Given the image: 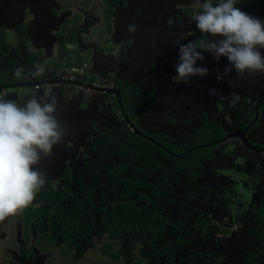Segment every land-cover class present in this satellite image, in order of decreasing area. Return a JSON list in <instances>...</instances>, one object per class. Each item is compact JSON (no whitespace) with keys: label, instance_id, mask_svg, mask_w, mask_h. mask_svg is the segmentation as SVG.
<instances>
[{"label":"flooded vegetation","instance_id":"1","mask_svg":"<svg viewBox=\"0 0 264 264\" xmlns=\"http://www.w3.org/2000/svg\"><path fill=\"white\" fill-rule=\"evenodd\" d=\"M167 1L168 0L164 1L165 6L164 9L162 8V11H160V16H157L156 14L154 17L157 18L156 21L158 20L161 23L160 28L162 29L158 30V34L156 33L158 36H156V38L158 37V41L160 45H162V37L165 35L166 42L164 46L168 49H172L176 46L173 42H176V37L179 33L174 32L175 30L173 29L164 28L165 21L163 15L171 13ZM262 1L264 2V0ZM0 2L8 8V11H5L4 13L7 17V21H11L10 17H12L13 12H16L15 16H19L21 22L15 24V28L20 30L18 38L23 46H27L35 36L49 38L50 33L56 30L57 23L62 22L64 16L63 13L71 14V12H69L70 10H66L64 4L59 0H0ZM85 2H89V0H80V8L86 11L85 13H91L96 4V0H93L91 8H86L83 5ZM153 2L159 3L160 1L124 0L123 4L116 5L112 10V13L108 15L106 1L101 0L100 10L102 9L103 13L101 17L106 28L109 29L111 34L117 30L119 34L120 32L125 34L122 38L126 39L127 37L132 36L133 39L132 47L130 46L131 44L125 46L126 50L124 53H128L125 55L126 61L123 62L122 60V62H118V60H114L112 63H109V66H111L110 72L114 75L117 72L116 78L114 79H120L119 86L115 88H101L114 89L121 95L120 88L132 87L154 95V105L152 108L141 114L135 115V119H130L128 117L124 110L123 102L121 108L118 95L90 89L88 86H98L96 81L90 79L85 80L86 76L84 70H80L77 67L66 69L67 74L64 73L53 78L51 76L46 77V74L41 79H18L15 77L14 72L18 67V62L13 55V50L15 48L7 42L6 34L4 32L5 30L0 25V37H4L5 43L10 45V53L7 51L4 42H1L0 46L4 52L7 53L8 59H12L14 62L10 67L13 70L9 78L11 82L0 86V88L3 86H10L2 92V95L5 96L9 91L22 87L38 89L53 85L77 86L81 90L86 89L88 93H90L89 91H92L114 96L116 98L115 102L118 103L120 113L124 118V120L121 119V122L118 123L116 127L113 126L108 117L101 116L100 119H98L94 117L90 111H87V115L91 119V126H87L84 130H81L83 137L80 138L78 130L73 129L68 125L65 126L66 131L72 133L74 140L72 142L63 141L65 149H62L63 143L61 147L58 146V155L63 154V156L57 158L51 153L41 159L38 168L40 172L44 173L46 176L45 184L36 192L32 202L27 207L23 208V215L20 219L19 226L14 227L13 224L9 225L8 223L5 229V232L10 235V240H6L8 244L6 248L12 247L15 243V236L19 242L17 248L18 255H16L18 258L17 260L19 261L18 264H30L32 261L38 263L40 260L38 258V252L42 251L44 244H48L49 242L60 250L77 248L78 252L75 253L74 256L72 255L74 261H77L87 252L88 248H91L94 245L95 240L96 242L102 240L104 236H107L110 241H118L123 245L120 252L122 255L111 253L110 256L116 260H120L121 257H123L125 264H128V262L134 264H146L141 260H136V257L125 249L128 244L133 246L135 241L136 243L140 242L147 247V250H142L141 254L149 259L151 264H177L180 248H191V251L193 252V244L197 245V242H202V244L221 243L220 239L224 236L219 234L215 237L213 234L211 235V232L215 231L214 227H216V225L214 223H217L216 232H219L222 224H219L218 222L227 219H218L216 216V212L222 207L225 209L229 206L231 212L230 215L232 216V220L227 219L229 222L236 220V218L234 219V216L239 212V209L236 210L235 208H232L233 202L229 201L226 195L224 196V200L215 198L218 195V190L216 191V188H218L219 184L220 186L223 185L222 187L224 189H222L224 191L230 189L235 195L238 194V190L236 189L238 186V180L232 181L226 177H217L216 175L209 174L208 169L212 166L227 168L232 164L227 160H223V162L216 161L215 155L216 152L220 150V146L233 139L228 137L234 135L238 131L241 133L246 132V139L257 149V151L251 150L244 144L242 138L236 137V139L240 140L248 151H253L261 156L264 155V146L251 143L249 137L250 133L255 131L260 125V121L264 115V104L255 107L254 115L247 120L248 122L245 126H238L234 123L232 127L234 130L227 131L221 125L222 123L220 124L216 119L210 118L209 114L205 112L201 104L196 106L191 99L187 100L186 97L181 98L179 95L181 92L178 91L181 84L177 83L176 86L170 87V91L163 92V89L162 92L167 102L172 95L177 94L178 105L182 108L181 115H185L187 112L195 114L193 121L187 122V127L189 129L187 138L183 142H178L170 133L165 131L161 132L162 129H166L161 126L152 134L144 132V129L142 128L143 118L146 115H150L152 111L154 112L156 103L159 104V98L155 93L154 84L152 86V82H148V79L145 76H140V79L142 80L139 81V84L137 78H130V74L134 73L133 70H135L138 65L144 67L146 64H151L148 57L146 58V63L143 59L138 61L137 57L132 54L139 55L141 51L145 50V47L142 46L140 42L142 39L146 40V30L140 26L139 20L141 19V21H143L142 18L144 17L148 21L153 22V20H149V9L146 7L147 3L152 5ZM131 5L134 6L132 7ZM261 11L262 9L258 15L255 16L261 18ZM122 12L124 13L121 14ZM122 15H126L127 17L129 15L128 20H125V17ZM82 16L84 15L78 11L75 16L73 15L74 18L72 21L75 25L74 28L69 29L66 27L60 34L61 40H55V46H53V49L57 47L58 51L61 50L64 52L65 50H68L73 54L76 53L75 51L80 48L82 42L79 35V33H82L79 22L85 20ZM141 16L143 17L141 18ZM15 18H13L12 21H15ZM25 18L30 20L29 24L22 22V20L25 21ZM77 18H79L78 23H76ZM121 23H123V26L120 25ZM129 25H135L134 32H130L126 29V26L129 27ZM6 31H8V29ZM72 33H76V42L66 43L71 39ZM179 36H181V34ZM22 38H27L26 44L21 40ZM125 43H127V39L124 41V44ZM45 48L46 46H41L39 49ZM146 51V55L148 56L150 51ZM33 63V59L30 58V63L26 69L32 67ZM106 71L107 70L104 72ZM124 81L125 84L127 83L128 85L125 86ZM166 81L165 84H169V81ZM42 83L45 85L23 86V84ZM163 83V81H161L160 84L157 82V87L160 89V86ZM92 92L90 94H92ZM90 94H88L87 98H89ZM76 97H78V99H83L80 95ZM87 98L86 101L88 100ZM155 115L157 114L155 113ZM206 121L214 122L217 127L221 126L226 135L210 144L194 147L187 151L184 156H180L169 150L166 146L160 144V147L170 154L172 158L167 160L166 166L164 165L165 168L156 169L148 174L143 173V167L139 166V168H137V161L130 153L122 158L120 154L115 151V145L111 141L112 137L110 133L114 132V130L126 129L130 133L137 134L133 129L135 128L146 137L138 134L139 136L148 140L152 141V135H158L160 138L166 136L173 139L176 146H179L185 144L196 134L204 133ZM225 138L228 139L222 142ZM113 142L117 143L116 141ZM204 147H210L211 151L209 154H212L213 156L204 159L200 158L198 160L194 157L187 172H183L177 168L178 164L174 161L173 157L176 159H185L192 150ZM245 161V172L253 178H258V174L255 171L256 168L250 163V160L246 158ZM116 167L118 171L114 172L113 170ZM165 169H169L166 181L162 179V176L166 174ZM53 182H56L57 185L55 186ZM134 183H140V185L137 187L135 186L132 193L130 186ZM262 185H264V181L260 182L261 187ZM240 186H242V183ZM154 188H156V190H154ZM213 190L216 193L213 192ZM227 192L228 191H226V193ZM46 193H49L50 195L52 194L51 197ZM153 193H156L157 196ZM146 196L151 197L152 202H148V200L141 198H146ZM262 196L256 195V207H249L250 209H248V212L250 217L248 227L243 233L244 238H246L248 243L252 245H257L259 241L256 236L251 238L249 234H251L255 228L254 213L264 205V199L263 202L258 201ZM196 198H202V204L195 202ZM240 201L243 200L241 199ZM130 202L131 204H135L137 208L142 209L141 213L143 217L148 211H153L158 214L159 220L153 225V229H159L156 240H153V236L149 235L144 230L136 228L131 229L129 225L114 234L106 228L108 222L113 220L110 217L113 216V214H122L120 208L124 205H128ZM243 203H245V201L242 203L240 202L242 209H244L245 206ZM110 228L112 229V226ZM81 231H85L87 235H82ZM224 232H226V229L223 227L221 234ZM236 235L237 234H234V236ZM151 242L152 245L150 244ZM239 242L241 241L238 240L237 243ZM164 246H168L172 252H165L162 256H155V253L162 251ZM244 249L245 248L239 249L235 258L238 264H243L241 260L243 256L246 255ZM9 251L12 253L11 249H9ZM217 251L219 256L222 255L221 250ZM116 256L118 258H116ZM196 256L203 257V264H212V258H205L206 256H204L203 251L199 252ZM192 260L194 261V256Z\"/></svg>","mask_w":264,"mask_h":264},{"label":"rangeland","instance_id":"2","mask_svg":"<svg viewBox=\"0 0 264 264\" xmlns=\"http://www.w3.org/2000/svg\"><path fill=\"white\" fill-rule=\"evenodd\" d=\"M59 1L64 4L66 10H70L69 12H71L72 15L63 13L62 22L57 23L56 30L50 33L49 38L35 36L27 46H23L19 42L18 33L20 30L15 28V24L21 22L19 16H15L16 12H13L12 17H10L11 21H7V17L4 13L8 11V8L0 2V25L5 30L7 42L15 48L13 50V55L18 62V67L23 66L26 69L30 63V58H32L34 63L41 62L46 64V77H58L61 74H67L66 69L77 67L80 70H84L86 76L85 80H94L100 87H118L120 79H114L116 78L117 72L115 75L110 72L111 66H109V63H112L114 60H118V62H122V60L123 62L126 61L125 55L128 53H124L126 50L125 46L128 44H131V47L133 46L132 36L127 37V43L124 44L126 39L122 37L125 34L122 32L119 34L117 30L111 34L101 17V15H103L102 9L100 10L101 0H96V4L91 13H85L86 11L80 8V0ZM159 1V3L153 2L152 5L147 3L146 7L149 9V20H153V22L148 21L143 16H141V18L143 17V21H141V19L139 20L140 26L146 30V40L142 39L140 42V44L145 47V50L141 51L139 55L132 54L137 57L138 61L143 59L146 63V58L148 57L151 64H146L144 67L141 65L136 66V69L133 70L134 73L130 74V78H137V82L139 83V81L142 80L140 76H145L148 82H152V86L154 84L155 93L159 98V104L156 103L154 112L152 111L150 115H146L147 117L144 116L143 118L142 128L144 132L152 134L161 126L162 128H166L162 129L161 132H168L178 142H183L188 136L189 129L187 127V122H192L195 114L187 112L185 115H181L182 108L178 105L177 94L172 95L168 102L163 94V92L170 91V87L176 86L177 84V82L173 81L172 77L176 75L175 64L178 60V46L176 45L172 49H168L164 46L166 42L165 35L162 37V45H160L158 37L156 38V36H158V30L161 29V23L158 20L156 21L157 18L154 17L156 14L160 16V11H162V8L164 9L165 6V0ZM256 1L258 0H241V5L238 6L241 7L243 11H246L249 9L250 4ZM10 3L13 4L12 2ZM92 3L93 0H89V2L83 3V5L86 8H91ZM167 4H169L171 13L163 15L165 21L164 28L173 29L175 30L174 32L179 33L176 38H179L184 44L198 39L201 34L199 30L196 29L195 23L191 20V17L197 10L198 0H168ZM131 6L133 7L134 5ZM261 9L262 16L260 19L264 20V6ZM77 11L84 15L82 18H85L83 22H79L82 32L79 33L82 40L80 48L75 51V54L68 50L64 52L61 50L58 51L57 47L53 49L55 40H61V32L64 31L66 27L69 29L74 28L75 25L72 20L74 18L73 15L75 16ZM123 13L124 12L121 14ZM249 14L253 15L252 13ZM122 16L125 17V20L129 18V15L128 17L126 15ZM13 18H15V21H12ZM23 20L22 22H25V24L30 23L28 18H25V21ZM122 24L123 23L120 25L123 26ZM7 29L8 31H6ZM126 29L128 30L127 26ZM180 34L181 36H179ZM173 43L175 45V42ZM41 46H46V48L39 49ZM71 48L74 49L73 47ZM146 50L150 51L148 56L146 55ZM203 55L205 56L204 59L202 61H197V65L208 68L209 74L205 77H192L188 83L180 82L179 84H181V86L179 85L178 91L181 93L179 95L181 98L186 97L187 100L191 99L196 106L201 104L210 118L216 119L220 124L222 123L221 125L227 131L234 130L232 128L234 123L238 126H245L248 122L247 120L254 115L255 107L264 104V72L252 74L245 73L242 76H237L235 71H232L228 76H224L223 80L218 81L216 78L217 74H223L225 67L228 65L227 58L221 57L220 60L217 61L213 55L207 52H204ZM105 70L107 71L104 72ZM159 81L164 82L160 86V89L157 87V82L160 84ZM165 81H169V84H165ZM124 85L126 86L128 84H125L124 81ZM46 88L52 89L58 99L57 119L62 125H68L78 130L80 138L83 137L81 130H84L87 126H91V119L87 115V111H90L91 114L98 119H100L101 116L108 117L113 126L116 127L117 124L121 122V119L124 120L120 113L118 103L115 102L116 98L114 96L89 91L90 93L92 92V94H90L86 89L81 90L77 86L53 85L38 89L22 87L9 91V93L5 95V99H13L23 103L30 98L31 95L42 93ZM209 89H216L220 96H210ZM88 94H90L89 98H87ZM78 95L83 97V99H78V97H76ZM86 98L88 99L87 101ZM249 137L251 143L264 146V115L258 128L251 132ZM73 140L72 133L66 131L63 141L72 142ZM63 141L53 148L52 154L54 157L61 158L63 156V154L58 155L57 152L59 149L58 146L61 147ZM63 146L62 149H65V146ZM219 148L220 150H218L215 155L216 161L223 162V160H227L232 164L227 168L212 166L208 169V173L216 175L217 177H226L232 181L238 180V186L236 187L238 194L235 195L226 187L227 190L224 191L223 185L220 186L219 184L218 188H216V191L218 190V195L215 199L224 200V196L226 195L227 199L233 202L232 208L236 210L239 209V212L234 216L236 220L232 222H229V220H232L229 206L225 209L222 207L216 212L218 219L227 218L229 220L224 219V221L218 222L222 224L219 232H216L217 223H214L216 227H214L215 231H212L211 235L213 234V236L216 237L220 234L225 238L222 237L220 239L221 243L217 244H202V242H197V245L193 244V252L191 248H180L177 264H203V257L196 256L201 251L204 252L205 258H212V264H238L235 258L239 249L248 248L250 246V243L244 238L243 233L248 227L250 217L248 212V209H250L249 207H256V195H264V185H262V187L260 186V182L264 181V155L261 156L253 151H248L240 140L236 138L229 140ZM246 158H248L250 163L256 168L255 171L259 175H257L258 178H253L245 172ZM241 183L242 186H240ZM53 184L55 186L57 185L56 182H53ZM226 191L228 192L226 193ZM213 192L215 191L213 190ZM239 197L245 201V203H243L245 204L244 209L240 206V202L242 203L243 201H240L241 199ZM263 199L264 196L260 197L258 201L263 202ZM202 200V198H196L195 202L202 204ZM22 215L23 209L13 215L0 219V264H18L19 262L16 256L18 255L17 248L19 242L15 236V243L12 247L6 248L8 245L6 240H10V235L5 232V229L8 223L9 225L13 224L14 227L19 226ZM222 226L226 229V232L221 234ZM234 234L237 235L234 236ZM238 240L241 242L237 243ZM122 248L123 245L120 242L110 241L107 236H104L102 240H98L97 242L95 240L94 245L88 248L87 252L77 261H74L73 256L78 252L77 248L60 250L49 242L48 244H44L42 251L38 252L39 262L35 263L32 261L30 264H125L123 257H121L120 260H116L110 256L111 253L121 254ZM9 249L12 250V253ZM125 249L131 252L133 256L136 257V260L151 264V261L141 254L142 250H147L144 244L140 242L136 243L135 241L133 246L128 244ZM217 250H221L222 255L219 256ZM193 256L194 261L192 260Z\"/></svg>","mask_w":264,"mask_h":264},{"label":"clouds","instance_id":"3","mask_svg":"<svg viewBox=\"0 0 264 264\" xmlns=\"http://www.w3.org/2000/svg\"><path fill=\"white\" fill-rule=\"evenodd\" d=\"M240 4L241 0H198L191 20L201 35L187 44L177 38L173 81L188 83L192 77L207 76L208 68L197 65L204 52L217 61L227 58L228 65L223 74H217L218 81L232 71L237 76L264 72V20L243 11ZM128 31L134 32L135 25H129ZM46 72L45 63L35 62L28 69L17 67L14 75L41 79ZM209 95L220 96L216 89H209ZM57 112L58 99L50 88L23 103L0 94V219L27 207L45 184L46 176L38 165L66 133Z\"/></svg>","mask_w":264,"mask_h":264},{"label":"trees","instance_id":"4","mask_svg":"<svg viewBox=\"0 0 264 264\" xmlns=\"http://www.w3.org/2000/svg\"><path fill=\"white\" fill-rule=\"evenodd\" d=\"M107 4V14L110 15L114 7L118 4H123L124 0H105ZM241 5V4H240ZM264 6L262 0H258L250 4L249 9L245 12L252 13L253 15H258L261 8ZM192 12V11H191ZM109 17V16H108ZM79 18L76 19L78 23ZM25 44L27 43V38L21 39ZM77 40L76 33L71 34V39L66 43H75ZM5 43V38L0 37V43ZM7 51L10 53V45L6 44ZM14 64L12 59H8L7 53L4 52L0 46V86L10 81V74L13 71L10 67ZM122 102L124 105V110L130 119H135V115L141 114L144 111L150 110L154 105V95L148 93L144 90H137L132 87L120 88ZM111 134V141L115 145V151H117L122 158H124L128 153L137 161V168L143 167V173L148 174L156 169L165 168L168 159L172 156L164 151L160 144L166 146L169 150L177 153L180 156H184L187 151L193 149L197 146H204L210 144L221 137H224L226 133L221 126L217 127L214 122L206 121L204 126V133H198L194 137H191L189 141L185 144L176 146L175 141L169 137L160 138L158 135H152V141L148 140L142 136L135 133H130L126 129H117ZM116 141L117 143H114ZM211 151L210 147H204L197 150H192V152L185 159H176L173 157L174 161L177 162V168L183 172H187L189 166L192 164L193 158L198 159L209 158L213 156L209 154ZM208 155V156H207ZM165 165V166H164ZM166 174L162 176V179L166 181L168 177L167 172L169 169H165ZM117 172V167L113 170ZM138 182V181H137ZM140 182V181H139ZM164 184V182H163ZM140 183H134L131 187V192L133 193L135 186H139ZM154 187V186H153ZM156 190V188H154ZM159 190V189H157ZM49 194V193H46ZM155 196H157L156 193ZM50 195V194H49ZM52 195V194H51ZM50 195V197H51ZM49 197V196H48ZM142 199L152 202V198L149 196L141 197ZM148 205V203H147ZM122 214L111 216L112 221H109L106 228L114 234L120 231L124 227L130 226L131 229H141L144 230L149 235L153 236V240H156V236L159 233V229H153V225L159 220L158 214L153 211L146 212L145 216L142 215V209L137 208L135 204L124 205L121 208ZM112 226V229L109 227ZM254 230L249 236L251 238L257 237L259 239L257 245H252L245 247L246 255L243 256L241 262L243 264H264V205H262L257 212L254 213ZM82 235H87L85 231H81ZM152 245V242L150 243ZM248 251V252H247ZM165 252H172L168 246H164L162 251L155 253V256L164 255ZM116 258H118L116 256ZM173 261V260H172ZM128 264H134L129 263Z\"/></svg>","mask_w":264,"mask_h":264},{"label":"water","instance_id":"5","mask_svg":"<svg viewBox=\"0 0 264 264\" xmlns=\"http://www.w3.org/2000/svg\"><path fill=\"white\" fill-rule=\"evenodd\" d=\"M70 83H73V82H70ZM42 86V85H45L44 83H42V84H23V86ZM78 85H80V84H78ZM10 86H3V87H1L0 88V94H2V92H4L7 88H9ZM88 87H90V89H92V90H94V91H98V92H103V93H112V94H116V95H118L119 96V104H120V106H121V108H122V98H121V95H120V93L118 92V91H116V90H114V89H111V88H101V87H98V86H88ZM135 131H136V133L137 134H139V135H142V136H144V137H146L144 134H142L141 132H138L135 128H133ZM245 134H246V132H243V133H241L240 131H238V132H236L234 135H232V136H229L228 138H236V137H240V138H242L243 140H244V144L248 147V148H250L251 150H254V151H257V149H256V147L255 146H253L252 144H250L249 142H248V140L246 139V136H245ZM228 138H225V139H223L222 140V142H224L226 139H228ZM218 143H220V142H218ZM218 143H216V144H218ZM264 151V150H263Z\"/></svg>","mask_w":264,"mask_h":264}]
</instances>
